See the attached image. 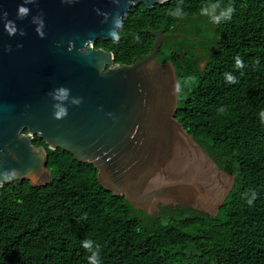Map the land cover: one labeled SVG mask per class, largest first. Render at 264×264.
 Segmentation results:
<instances>
[{
	"label": "trees",
	"instance_id": "16d2710c",
	"mask_svg": "<svg viewBox=\"0 0 264 264\" xmlns=\"http://www.w3.org/2000/svg\"><path fill=\"white\" fill-rule=\"evenodd\" d=\"M172 33L184 37L165 39L156 60L174 69L175 120L234 178L216 216L178 206L148 216L101 187L91 165L36 137L50 182L0 187V264H88L84 240L100 245L101 264H264V0L139 5L122 18L117 41L94 47L128 66L151 53L156 34Z\"/></svg>",
	"mask_w": 264,
	"mask_h": 264
},
{
	"label": "water",
	"instance_id": "95a60500",
	"mask_svg": "<svg viewBox=\"0 0 264 264\" xmlns=\"http://www.w3.org/2000/svg\"><path fill=\"white\" fill-rule=\"evenodd\" d=\"M168 1L0 0V187L50 182L37 137L91 165L101 187L148 216L177 206L216 216L234 178L175 120L174 69L156 60L165 39L184 36L156 34L151 53L128 66L94 47L117 41L131 8ZM22 3L29 12L18 19Z\"/></svg>",
	"mask_w": 264,
	"mask_h": 264
},
{
	"label": "clouds",
	"instance_id": "9594fccd",
	"mask_svg": "<svg viewBox=\"0 0 264 264\" xmlns=\"http://www.w3.org/2000/svg\"><path fill=\"white\" fill-rule=\"evenodd\" d=\"M25 2H27V0H25ZM232 11H233V9L229 8L226 12H224L222 14L223 19L224 20H230ZM28 12H29V9L24 7L23 3L21 5H18L17 13H16L17 18L18 19H23L24 17L27 16ZM21 13H23V15H21ZM8 23L13 24V22H11V21H9ZM110 35H111V33H110ZM235 66L238 69H241V68L244 67L243 61L239 57L236 58ZM225 79L230 84H234V83L237 82L236 77H234L232 75H229L227 73L225 74ZM61 91L64 92V91H67V90L66 89H61ZM65 115H66V110L61 109L59 112H57L55 114V118L56 119H61ZM260 116L262 118L261 122L264 123V112H261ZM253 198H254V196H253ZM248 203L251 204L252 200H249ZM81 244H82L83 248H85L88 252L91 253L88 256V258H87L88 259V264H101L100 257H99L100 245L99 244L93 245V242L91 240H84V241L81 242Z\"/></svg>",
	"mask_w": 264,
	"mask_h": 264
},
{
	"label": "flooded vegetation",
	"instance_id": "af4514ba",
	"mask_svg": "<svg viewBox=\"0 0 264 264\" xmlns=\"http://www.w3.org/2000/svg\"><path fill=\"white\" fill-rule=\"evenodd\" d=\"M206 27H207V25H206ZM196 50H197V48H196ZM25 133H26V132H25ZM35 138H36V137H34L33 140H34Z\"/></svg>",
	"mask_w": 264,
	"mask_h": 264
}]
</instances>
